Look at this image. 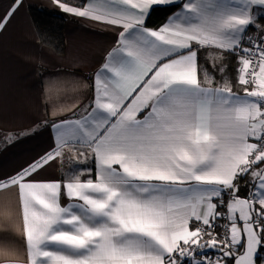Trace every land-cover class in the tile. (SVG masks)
Returning <instances> with one entry per match:
<instances>
[{
    "label": "snow or ice",
    "instance_id": "obj_1",
    "mask_svg": "<svg viewBox=\"0 0 264 264\" xmlns=\"http://www.w3.org/2000/svg\"><path fill=\"white\" fill-rule=\"evenodd\" d=\"M53 3L121 31L93 83L72 82L92 88L84 114L54 121L55 148L0 179L22 218L11 264L264 260V0ZM22 4L12 0L0 31ZM159 5L181 11L153 30ZM89 158L94 176L79 167ZM65 159L75 167L61 180L35 178Z\"/></svg>",
    "mask_w": 264,
    "mask_h": 264
},
{
    "label": "crops",
    "instance_id": "obj_2",
    "mask_svg": "<svg viewBox=\"0 0 264 264\" xmlns=\"http://www.w3.org/2000/svg\"><path fill=\"white\" fill-rule=\"evenodd\" d=\"M88 2L102 6L104 0ZM11 3L12 0H0V15ZM32 7L67 17L64 54L40 44L29 13ZM179 11L181 8L176 12ZM169 17L161 26L168 23ZM120 31L116 26L64 13L53 0H23L10 23L0 31V179L14 175L55 148L54 121L77 119L84 114L82 109L91 101L92 88H74L72 82L93 83L108 53L117 46ZM201 62L204 63V56ZM230 73L231 70L227 74ZM216 78L220 79L218 74ZM73 105L79 107L52 116L54 110ZM6 138L10 139L6 142ZM70 167L75 165L67 159L52 161L35 178L61 180ZM79 167L91 169L95 175L93 159ZM23 249L18 193L15 189L0 191V264H11L23 254Z\"/></svg>",
    "mask_w": 264,
    "mask_h": 264
},
{
    "label": "trees",
    "instance_id": "obj_3",
    "mask_svg": "<svg viewBox=\"0 0 264 264\" xmlns=\"http://www.w3.org/2000/svg\"><path fill=\"white\" fill-rule=\"evenodd\" d=\"M67 2L73 6H80L84 4L86 0H67ZM182 2L183 1L179 3ZM178 9H180V7L176 5L154 6L147 16L145 26L154 29L159 28L167 20V18ZM29 13L40 44L54 50L57 54H64L66 47L64 30L67 17L59 12L46 8L32 7L29 9ZM202 57L203 55L201 54V60ZM228 62L231 66L235 63V58L229 57ZM231 75H233L232 72L229 76ZM260 255L263 256L264 253H260ZM262 263H264V260H257V264Z\"/></svg>",
    "mask_w": 264,
    "mask_h": 264
},
{
    "label": "built area",
    "instance_id": "obj_4",
    "mask_svg": "<svg viewBox=\"0 0 264 264\" xmlns=\"http://www.w3.org/2000/svg\"><path fill=\"white\" fill-rule=\"evenodd\" d=\"M217 231H220V229H217ZM208 254H209V256H212V257H216L219 255L218 252H216L215 250H212V249L209 250Z\"/></svg>",
    "mask_w": 264,
    "mask_h": 264
},
{
    "label": "rangeland",
    "instance_id": "obj_5",
    "mask_svg": "<svg viewBox=\"0 0 264 264\" xmlns=\"http://www.w3.org/2000/svg\"><path fill=\"white\" fill-rule=\"evenodd\" d=\"M264 256V255H263Z\"/></svg>",
    "mask_w": 264,
    "mask_h": 264
}]
</instances>
